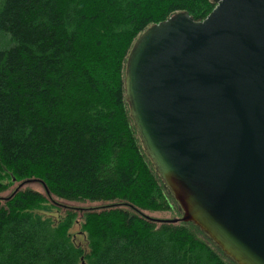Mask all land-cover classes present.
Segmentation results:
<instances>
[{
	"label": "trees",
	"instance_id": "1",
	"mask_svg": "<svg viewBox=\"0 0 264 264\" xmlns=\"http://www.w3.org/2000/svg\"><path fill=\"white\" fill-rule=\"evenodd\" d=\"M214 7L0 0V193L37 180L51 199L109 203L82 215L84 252L70 235L76 212L54 220L45 196L14 190L0 199V264H237L193 222L157 228L140 212L170 210L165 197L173 198L142 148L123 87L141 33L178 12L202 21Z\"/></svg>",
	"mask_w": 264,
	"mask_h": 264
},
{
	"label": "water",
	"instance_id": "2",
	"mask_svg": "<svg viewBox=\"0 0 264 264\" xmlns=\"http://www.w3.org/2000/svg\"><path fill=\"white\" fill-rule=\"evenodd\" d=\"M212 2L202 21L178 12L141 33L124 93L179 221L237 264H264V0Z\"/></svg>",
	"mask_w": 264,
	"mask_h": 264
},
{
	"label": "rangeland",
	"instance_id": "3",
	"mask_svg": "<svg viewBox=\"0 0 264 264\" xmlns=\"http://www.w3.org/2000/svg\"><path fill=\"white\" fill-rule=\"evenodd\" d=\"M18 186H19V183H16V182L10 185L4 192L0 193V199H4L7 196H9L14 190H16ZM25 189L37 191L48 199L49 203L54 206V209L51 210L52 213H47V216H51L54 220H58L59 218L63 217L67 211L72 210L76 212L77 222L74 224V226L70 230V235L75 245L81 247L84 250V252H88V242L86 240V236L80 230V224L82 223V220H83L81 217L84 214V212L98 213L102 211L103 209L107 208L108 207L107 205L109 203L89 202V201H82V200L68 201V200L59 199L56 197H52L53 199H51V197L48 198L46 196L43 186L41 185L40 182L27 183L18 190L23 191ZM165 198H166L167 203L170 206V210L156 211V212H150L147 210H143L140 212H142V214H144L146 217L154 221L155 226L157 228L160 227L163 222H166V223L168 222L173 226H180L181 222L179 221V219L183 216L182 209L180 208L177 201L173 198V196L172 198L175 202L171 198H168V197H165ZM39 213L43 214V212H39ZM186 230L189 231L191 235L193 236L195 235L198 239L203 240L205 238L194 227H191L188 225ZM211 248L213 250L215 249L213 246H211ZM216 253L220 255V253L218 252Z\"/></svg>",
	"mask_w": 264,
	"mask_h": 264
}]
</instances>
